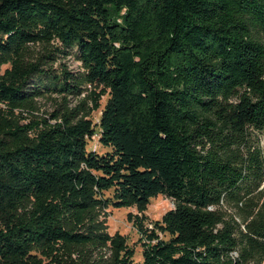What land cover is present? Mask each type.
<instances>
[{
	"label": "trees",
	"instance_id": "trees-1",
	"mask_svg": "<svg viewBox=\"0 0 264 264\" xmlns=\"http://www.w3.org/2000/svg\"><path fill=\"white\" fill-rule=\"evenodd\" d=\"M0 56V264H264V0H0ZM158 196L136 262L100 210Z\"/></svg>",
	"mask_w": 264,
	"mask_h": 264
},
{
	"label": "rangeland",
	"instance_id": "rangeland-1",
	"mask_svg": "<svg viewBox=\"0 0 264 264\" xmlns=\"http://www.w3.org/2000/svg\"><path fill=\"white\" fill-rule=\"evenodd\" d=\"M42 46H37L32 49V56L35 58L40 53H42ZM63 63L67 66L68 70L72 73H82L83 68L81 63L73 58L69 57ZM57 65L55 69H57ZM10 68L9 57L0 56V75H4L5 72ZM86 92L80 97H69V108H76L81 100L86 99V104L88 107H92L93 94H99L104 89L102 87H85ZM109 95L106 94L101 97L100 100V109L94 111L90 119L94 122L96 128V135L89 140L88 149L90 151L104 152L105 150L100 145L99 138V123L101 120L102 112L108 102ZM40 104V113L39 115L44 118H50V115L53 114L57 108L58 104L62 102V98L58 96H53L51 98L39 99ZM54 124L55 121L51 120ZM27 123V122H24ZM262 145H264V135L260 136ZM174 203L172 200L167 199L163 196H158L151 200L150 205L146 210L141 211L137 207L123 208V209H113L107 208L100 210V222L101 229L106 233L114 236L115 234H120L124 236L128 244L134 248L136 255V262L142 261V247L140 244L141 234L139 232L138 226L140 223H144L143 226L147 227L152 222L160 221L162 217L170 210L174 209ZM131 216V218H130ZM33 255L36 257L37 261H40L42 264H50L51 261L48 260L40 250H34Z\"/></svg>",
	"mask_w": 264,
	"mask_h": 264
}]
</instances>
